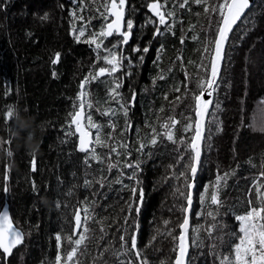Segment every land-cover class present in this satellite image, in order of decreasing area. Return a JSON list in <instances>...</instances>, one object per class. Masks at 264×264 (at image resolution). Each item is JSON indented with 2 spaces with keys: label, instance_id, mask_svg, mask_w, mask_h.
Masks as SVG:
<instances>
[{
  "label": "trees",
  "instance_id": "obj_1",
  "mask_svg": "<svg viewBox=\"0 0 264 264\" xmlns=\"http://www.w3.org/2000/svg\"><path fill=\"white\" fill-rule=\"evenodd\" d=\"M148 2L129 0V6L135 8L131 18L137 27L125 53H130L135 60V57L143 53H131L133 46L139 44L141 48L147 46L150 49L143 54V63L137 62L130 68L133 75L125 79L121 90L128 95L135 89L138 94L135 107L129 113L133 130L132 133H126V138L132 142L137 139L134 134L136 128L141 129L140 134L143 136L148 131L143 127L145 121L155 122L156 112L162 105L165 112L160 114V122L173 114L170 111L172 106L163 99L165 92L169 93V100L181 95L182 103L177 102L174 113L178 118H181L179 113L189 110L193 101L191 95L187 98L182 95L185 91L181 83L184 80V68L177 57H184L188 73L196 77V65L201 63L204 43L211 35L203 6L193 4L191 12L177 9V17L183 18V24L176 23L173 29L175 35L164 32L153 38L154 27L146 25L150 17L145 6ZM0 3L4 5L0 8V140H11L10 145L0 147V210L7 206L14 226L25 236L24 243L13 250L11 256L5 259L0 253V264H51L56 252L54 234L70 227L68 222L74 211L72 206L78 200L90 192L102 193L94 197L98 200L96 214L97 219H102L107 228L113 217L120 213L121 207L125 206V201H130L131 193L114 183L100 189L95 179L100 178L101 168L107 175L106 164L93 162L91 168H86L84 154L76 151V137H65L64 134L67 130L66 120L70 119L68 113L79 91V83L90 70H94L92 66L96 59L93 46L76 42L70 34L73 21L68 13L77 8L79 0H0ZM103 3L104 0H85L87 10L80 14L89 19L98 17L96 9L103 11ZM171 7L172 0H169ZM197 11L201 13L200 16L195 15ZM45 13H48L49 19L42 21L40 17ZM246 15L252 18V23L240 24L234 30L226 50L220 88L214 96L220 104L217 115L222 131L213 136L211 151L205 153L204 167L197 179L196 198L203 186L215 179L217 169L221 174L231 173L228 186L221 194L224 206L218 217L225 225L220 233L221 253L226 252L234 240L231 233L238 228L235 215L247 211L249 198L256 203L254 180L259 177L260 182L264 183V177L259 176L264 171V131L259 130L264 127V120L261 119L264 117V0H254L253 7ZM102 22L100 18L92 19V28L98 29ZM192 25L195 28L189 31ZM76 27H80L79 22H76ZM242 34L243 39L240 38ZM196 35H199V40L191 39ZM181 36L185 37L183 45L180 43ZM57 52L60 53V62L53 65L51 60ZM157 56L160 60L154 62ZM189 60L194 63L188 64ZM169 68L173 69L170 74L167 72ZM161 70L167 79H157L154 86L152 80ZM53 71L57 74L55 77ZM177 85H180L181 92L171 91ZM189 87L194 88L195 84ZM90 88L94 104L99 100L101 111L108 108L109 104L103 102L107 96L106 83H93ZM8 106L12 107L14 118L6 123L5 110ZM111 107H116L114 102ZM17 112L18 115H15ZM93 119L106 124L108 117H102L93 110ZM115 119L119 132L125 127V118L118 114ZM181 120L182 124L185 123L183 118ZM182 124L177 126V137L183 135ZM249 124L252 126H247ZM104 131L107 133L110 129L105 127ZM174 147L165 141L151 149L150 157H141L144 161L140 173L144 201L137 217V239L141 248L148 243L156 229L165 230L164 220L171 221L169 227L180 222L179 212L173 214L168 211L174 200L171 195L174 189L170 185L177 182H164V177L171 171L168 165L174 162ZM8 148L12 152L11 156L5 151ZM97 151L103 155L107 149L98 148ZM32 154L36 157V172L31 171ZM253 164L255 167H252ZM116 175L113 170L110 179ZM86 177L93 179L92 188L86 190L77 187L73 196L66 195L73 185L82 184ZM32 180H35L40 190L39 196L32 194ZM124 182L132 183L128 180ZM5 187L8 191H4ZM58 201L62 205L60 208L56 207ZM196 208L199 210L198 203ZM196 223L206 221L193 217L192 224ZM89 227L98 238L99 225L90 222ZM113 231L110 230L109 234ZM97 243L103 244L93 239L87 244L86 251L82 249L80 264H92L93 257L100 251ZM154 246L157 251L152 248L146 250L151 264H171L169 258L175 255L171 252V238L158 236ZM70 247L65 242L63 250L66 252ZM190 256L192 264H218L208 247L192 248Z\"/></svg>",
  "mask_w": 264,
  "mask_h": 264
},
{
  "label": "snow or ice",
  "instance_id": "obj_2",
  "mask_svg": "<svg viewBox=\"0 0 264 264\" xmlns=\"http://www.w3.org/2000/svg\"><path fill=\"white\" fill-rule=\"evenodd\" d=\"M75 2V0H74ZM94 2V0H93ZM203 6V14L208 17V31L211 34L204 43L201 53V63L196 65L197 76L191 77L184 65V57L178 56L184 68V80L181 82L185 89L182 94L184 98L191 95L193 104L187 112L179 113L185 123L182 124L181 118L175 115L177 102L182 103L181 95H177L173 100H169V93L163 94V99L171 105L170 111L173 114L168 115L161 121L160 114L165 112L162 105L156 112L155 122L145 121L143 127L147 129L141 136V129L136 128L135 142L126 138V133H132L133 122L129 116L130 109L135 107L137 102V92L131 90L130 94L125 95L121 90L124 88V81L131 78L133 73L130 71L137 62L143 63L144 55L149 52V47H140L139 44L131 48V53H143L135 60L125 49L129 46L134 37V29L137 27L135 21L131 18V13L135 8L129 6V0H104L100 8L96 9L97 16L91 19L86 18L83 13L87 10L85 0H79L76 9L69 11V16L73 21L71 35L76 42L86 43L93 46L96 52V59L93 61V69L90 70L80 81L79 91L76 99L72 102V110L68 113L70 119L66 120L67 130L65 137H77L76 151L83 153V162L86 168H91L92 163L98 165L106 164L107 175L101 168L99 179L95 183L100 189L110 184L121 185L122 190H128L131 193L130 201H125V206L121 207L118 213L112 219V223L107 228L102 223V219H97L96 207L98 200L95 196L103 195L99 191L90 192L83 199L78 200L68 224L70 227L61 229L54 234L56 252L51 264H80L79 257L83 251L87 250V244L93 239L102 241L97 243L100 249L99 254L93 257L92 264H151L147 249L155 248L157 237L171 238L173 241L172 253L170 257L171 264H192L190 249H201L208 247L214 259L218 264H264V183H261L259 177L254 180L256 203L248 199V209L243 214L235 215L234 219L238 223V228L231 233L233 242L228 245L227 251H219L220 233L225 225L220 217V209L224 206L221 198L222 191L228 186L229 172L220 173L217 169L215 179L203 186L199 192L198 198L197 175L204 167L203 157L206 152L212 148V139L216 132L222 131V125L217 115L220 104L214 99L218 93L221 82V69L226 61V49L229 47L230 38L234 30L240 24H251L252 18L246 15L252 6V0H172V7L169 8V0H149L145 5L151 16L146 21V25H152L154 31L153 38L169 32L175 35L173 29L177 22L183 24V18L177 17V9L192 11V5ZM4 5L0 3V8ZM64 7L63 4L60 5ZM196 16L201 13L197 11ZM153 17L155 19H153ZM102 19L101 26L92 28V19ZM42 21L49 19L48 13L40 17ZM76 22L80 27H76ZM144 25H141L143 27ZM195 25L189 28L192 31ZM163 29V31H162ZM83 39L82 38H85ZM117 38V39H113ZM243 39V34L240 37ZM193 40H199V35L191 37ZM180 43H185V37L181 36ZM163 45H161V49ZM159 51V50H158ZM103 53V55H101ZM160 57H156L157 62ZM127 61V64L125 63ZM60 62V53H55L51 60L53 65ZM194 62L189 60L188 64ZM169 68L167 72L172 73ZM53 77L57 74L52 73ZM158 80H166L167 76L163 70L154 77L152 84L155 86ZM106 83V99L109 107L101 111L99 105L101 101L97 100L94 104L90 86L93 83ZM194 83L195 87L189 85ZM171 91L181 92L180 85L175 86ZM207 97V98H206ZM116 107H111V103ZM264 103V101H262ZM93 110L102 117H108L106 124L93 119ZM27 111V109H25ZM122 114L125 118V127L117 132L116 117ZM18 115V112L15 113ZM14 118V111L11 106L5 110L6 123ZM264 120V117H261ZM182 124L183 135L177 137V126ZM251 127L252 125H247ZM110 129L105 133L104 128ZM264 131V127L259 128ZM191 133L189 136L188 134ZM31 138V136H29ZM165 141L170 142L176 147L173 148L174 162L168 165L170 174L164 177V182L169 180L176 181L170 185L174 190L171 195L174 200L168 211L175 214L180 213L178 225L169 227L170 220L163 221L164 231L156 229L155 234L150 238L143 248L138 246L139 224L137 217L140 214L144 201V190L141 186L140 173H142L143 156H151V149ZM64 142H67L65 140ZM4 144H11V140H0V147ZM98 148L107 149L102 155L97 151ZM8 156L12 155L10 148L5 149ZM135 153V158L134 157ZM115 157V160H113ZM252 167H255L253 164ZM128 171H125V170ZM113 170L116 171V177L110 179ZM31 171L36 172V157L32 154ZM264 177V171L259 173ZM131 181L126 184L124 181ZM7 182V177H5ZM77 187L90 189L93 187V179L85 178L82 184L73 185L67 196H73ZM32 194L39 196L40 190L35 180L31 181ZM4 191H8L5 187ZM251 194V189L249 190ZM106 198V197H105ZM199 205L197 210L196 205ZM62 205L58 201L57 208ZM69 207L70 205H63ZM203 219L206 223L192 224V218ZM93 222L99 225L100 235L97 238L89 227ZM178 228V231H177ZM114 229L110 235V230ZM131 229V230H130ZM63 233V235H62ZM119 233V235H116ZM191 233V234H190ZM203 233V235H202ZM24 233L14 226L13 218L9 210L4 208L0 210V253L5 259L13 254L24 243ZM206 241L210 243L206 244ZM67 242L71 247L66 252L64 244ZM83 249V251H82Z\"/></svg>",
  "mask_w": 264,
  "mask_h": 264
},
{
  "label": "water",
  "instance_id": "obj_3",
  "mask_svg": "<svg viewBox=\"0 0 264 264\" xmlns=\"http://www.w3.org/2000/svg\"><path fill=\"white\" fill-rule=\"evenodd\" d=\"M253 5H254V0H252V6H251V8L253 7ZM251 8H250V9H251ZM250 9H249V10H250ZM249 10H248V11H249ZM248 11H247V13H248ZM147 12H148V10H147ZM148 13H149V15L151 16V13H150V12H148ZM247 13H246V14H247ZM153 18H154V17H153ZM154 19H155V18H154ZM226 50H227V49H226ZM222 69H223V67H222ZM222 69H221V73H222ZM206 98H207V97H206ZM76 142H77V137H76ZM199 174H200V171L198 172L197 179H198V177H199ZM4 208H7V206H4L1 210H3ZM7 209H8V208H7ZM14 250H15V249H14Z\"/></svg>",
  "mask_w": 264,
  "mask_h": 264
},
{
  "label": "flooded vegetation",
  "instance_id": "obj_4",
  "mask_svg": "<svg viewBox=\"0 0 264 264\" xmlns=\"http://www.w3.org/2000/svg\"><path fill=\"white\" fill-rule=\"evenodd\" d=\"M150 16V15H149ZM154 19V18H153Z\"/></svg>",
  "mask_w": 264,
  "mask_h": 264
}]
</instances>
